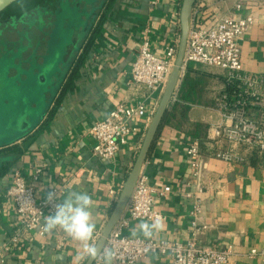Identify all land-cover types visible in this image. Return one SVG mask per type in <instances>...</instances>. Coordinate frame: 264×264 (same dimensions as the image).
Returning a JSON list of instances; mask_svg holds the SVG:
<instances>
[{
	"label": "crops",
	"instance_id": "obj_1",
	"mask_svg": "<svg viewBox=\"0 0 264 264\" xmlns=\"http://www.w3.org/2000/svg\"><path fill=\"white\" fill-rule=\"evenodd\" d=\"M198 1L204 4L200 18L206 26L226 14L248 13L233 11L234 0ZM181 3L114 0L96 16L93 32L85 38L87 43L95 34L90 52L79 62L82 52L78 68L76 64L63 76L36 124L30 126L28 115H21L18 122L25 127L21 139L0 144V254L6 264H73L79 249V244L71 240L63 251H57L54 240L65 235L59 230L46 238L37 233L28 237L24 232L6 196L16 170L29 181L36 169L42 170L36 183L38 200L43 199L49 186L60 190L61 199L70 188L86 190L94 202V237L101 234L147 130L130 135L114 158L102 160L93 154L95 140L90 129L120 103H143L156 112L162 96L133 84L131 65L144 38L153 53L162 58L168 47L179 44ZM240 48L244 70L264 75V9L241 38ZM226 88L225 72L217 67L193 63L182 71L174 94L176 101L172 99L142 168L154 187L170 188L155 200V209L164 215L165 228L146 239L187 243L194 238L193 212L199 204V224L209 226L196 236L199 245L232 249L227 264H264V256H249L252 248L264 249V154L240 148L244 163L216 157L221 150L234 149L213 133L214 126L225 122L219 98ZM41 90L45 97L44 85ZM132 124L142 126L143 120ZM194 139L200 142L202 160L197 179L191 174L187 153ZM139 222H130L128 236L132 237L130 230ZM14 238L18 239L16 243ZM134 264L172 263L169 256L153 254Z\"/></svg>",
	"mask_w": 264,
	"mask_h": 264
},
{
	"label": "built area",
	"instance_id": "obj_2",
	"mask_svg": "<svg viewBox=\"0 0 264 264\" xmlns=\"http://www.w3.org/2000/svg\"><path fill=\"white\" fill-rule=\"evenodd\" d=\"M203 6L197 0L193 7L182 69L194 63L217 67L225 72L227 88L219 98L225 122L214 126L213 133L215 137L230 143L234 149L221 150L216 157L227 162L244 163L246 158L240 148L264 154V75L249 74L244 70L240 40L256 23L258 14L264 9V0H234L233 11L240 13L248 10V13L226 14L209 26L200 18ZM177 50L178 44L168 47L166 57L162 58L153 53L149 40L144 38L131 65V82L162 96L175 64ZM173 101H176L175 95ZM154 113L143 103L116 105L90 129L95 140L93 154L102 160L114 158L130 135L138 133L140 129H148ZM138 119L143 120L142 126L132 124V121ZM187 153L190 157L191 174L197 179L202 170L199 140L190 141ZM41 173V169H36L32 181H29L20 170L14 171L12 182L6 191L28 237L37 233L46 238L49 234L42 231L41 224L43 218L52 211V206L36 197V183ZM56 190L60 193V190ZM169 190V187H154L149 177L141 171L126 209L106 241V245L117 254L114 264H134L153 254L169 256L172 264H227L233 255L232 249L201 246L196 240L198 233L209 229L208 225L199 224V204H196L193 212L194 238L187 243L130 237L126 234L131 221L151 222L156 216L164 218L155 209V200ZM110 193L116 196L114 190ZM100 235H95L94 239L98 241ZM17 240L14 238V243ZM71 240L66 234L58 235L54 240V248L61 252ZM249 256H264V249L252 248ZM0 264H6L2 254Z\"/></svg>",
	"mask_w": 264,
	"mask_h": 264
},
{
	"label": "flooded vegetation",
	"instance_id": "obj_3",
	"mask_svg": "<svg viewBox=\"0 0 264 264\" xmlns=\"http://www.w3.org/2000/svg\"><path fill=\"white\" fill-rule=\"evenodd\" d=\"M44 2L45 0H18L0 12V40L9 52L22 47L21 52L24 53L19 61L22 69H28L30 60L37 62L33 75L37 83L45 86V97L49 99L63 76L76 66L86 45L85 38L93 32L96 16L110 7L114 0H46ZM64 3L78 8V13L88 11L87 17L79 18V24L72 26L71 30L69 19L64 20L63 26L69 29V37L67 40L54 39L52 35L54 22ZM8 25L13 27L8 30ZM52 40L53 44H51ZM55 43L58 47H55ZM40 67L45 70L39 71Z\"/></svg>",
	"mask_w": 264,
	"mask_h": 264
},
{
	"label": "rangeland",
	"instance_id": "obj_4",
	"mask_svg": "<svg viewBox=\"0 0 264 264\" xmlns=\"http://www.w3.org/2000/svg\"><path fill=\"white\" fill-rule=\"evenodd\" d=\"M77 10L78 8L70 4H62L54 22L55 28L52 33L54 39L67 40L69 37L70 31L63 26L64 20L69 19L71 30L72 26L79 24V18L87 17L88 11L78 13ZM12 27L8 25L7 29ZM53 43L52 40L51 44ZM55 47H58L57 43ZM21 48L18 47L9 52L0 40V144L2 145L22 134L25 127L19 125L21 115H28L29 125H35L47 104V97L42 96V85L37 83L33 75L38 64L34 62L35 60H30L28 69H22L19 61L24 52H21ZM38 69L45 70L41 67Z\"/></svg>",
	"mask_w": 264,
	"mask_h": 264
},
{
	"label": "clouds",
	"instance_id": "obj_5",
	"mask_svg": "<svg viewBox=\"0 0 264 264\" xmlns=\"http://www.w3.org/2000/svg\"><path fill=\"white\" fill-rule=\"evenodd\" d=\"M44 203L52 206V211L43 218L42 231L52 233L62 231L79 244V249L73 257V264H114L116 252L109 246H101L94 239L96 224L92 221L94 202L84 189L70 188L63 199L52 186L45 190ZM165 228L164 218L154 217L151 222L141 221L130 230L132 237L142 235L151 238L154 233Z\"/></svg>",
	"mask_w": 264,
	"mask_h": 264
},
{
	"label": "water",
	"instance_id": "obj_6",
	"mask_svg": "<svg viewBox=\"0 0 264 264\" xmlns=\"http://www.w3.org/2000/svg\"><path fill=\"white\" fill-rule=\"evenodd\" d=\"M18 0H0V12L5 10L11 4ZM197 0H182L180 8V41L178 44L177 56L174 67L170 73L165 90L162 94L161 100L157 107V110L151 120V123L145 133L142 146L138 152L134 165L127 176L120 194L115 202L110 217L102 229L100 238L98 239L101 246L106 245V241L110 236L115 225L123 215L132 192L135 188L138 177L142 171L143 165L146 163L154 141L157 138L159 130L164 122V119L168 113L170 103L175 94L176 88L182 76V65L185 57L189 29H190V17ZM21 139V137H19ZM23 138V137H22Z\"/></svg>",
	"mask_w": 264,
	"mask_h": 264
},
{
	"label": "trees",
	"instance_id": "obj_7",
	"mask_svg": "<svg viewBox=\"0 0 264 264\" xmlns=\"http://www.w3.org/2000/svg\"><path fill=\"white\" fill-rule=\"evenodd\" d=\"M95 38H96L95 34H93L89 37L88 42L86 43V45L83 49V56H82V58H80L79 62H81L84 59L85 55H88V53L90 52V50H91V48L95 42ZM76 68H78V64H77Z\"/></svg>",
	"mask_w": 264,
	"mask_h": 264
}]
</instances>
